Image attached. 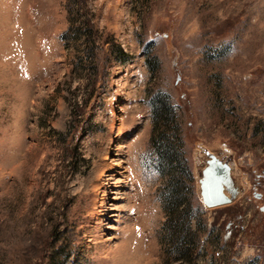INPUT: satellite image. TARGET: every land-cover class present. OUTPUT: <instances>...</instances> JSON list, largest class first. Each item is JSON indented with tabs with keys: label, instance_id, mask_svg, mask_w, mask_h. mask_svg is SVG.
<instances>
[{
	"label": "rangeland",
	"instance_id": "rangeland-1",
	"mask_svg": "<svg viewBox=\"0 0 264 264\" xmlns=\"http://www.w3.org/2000/svg\"><path fill=\"white\" fill-rule=\"evenodd\" d=\"M204 148L233 156L229 204L198 195ZM263 205L264 0H0V264H48L58 222L70 264H264Z\"/></svg>",
	"mask_w": 264,
	"mask_h": 264
},
{
	"label": "trees",
	"instance_id": "trees-1",
	"mask_svg": "<svg viewBox=\"0 0 264 264\" xmlns=\"http://www.w3.org/2000/svg\"><path fill=\"white\" fill-rule=\"evenodd\" d=\"M83 25V26H82ZM81 25V28L84 32L88 34L89 39H92V22L86 21L85 23ZM64 36V35H63ZM120 54H124V51L119 48ZM95 63V62H94ZM163 101V100H162ZM159 100L156 103L155 106V116L158 122L160 123V127L157 130V133H155L154 136H158L161 139V145L160 147V153L163 155V157L168 158L167 154L171 153V140L169 136L170 127L174 126L173 118H172V112L170 111V108H168L167 105L161 104L162 102ZM161 104V106H160ZM82 106L78 102L73 105L74 112L72 116V131L82 129L83 131L90 130L91 127L87 126V124H81V116L83 115L84 109H82ZM88 121H85L87 123ZM80 124V125H79ZM78 128V129H77ZM76 146H74L73 149H75ZM167 160V159H166ZM168 162V161H167ZM175 188V186H174ZM176 189V188H175ZM170 201H167L171 206L173 212L176 213V218L174 216L172 217L173 225L177 229L176 233L182 234L183 232H186V228L189 229L188 222H186V218H189L187 214L182 213V211L179 210L180 202L182 200V193L179 192H171V195L169 194ZM179 210V211H178ZM70 230L61 229V223L58 222L55 225L52 226L50 237L52 238V241H50V250H49V261L48 264H70L71 259L73 257V248L75 243L73 242V239H71L73 236L70 235ZM188 235L186 234V237ZM185 239V238H184ZM54 241V242H53ZM59 241L61 242L60 244ZM58 242V243H57ZM53 243V244H52Z\"/></svg>",
	"mask_w": 264,
	"mask_h": 264
},
{
	"label": "water",
	"instance_id": "water-1",
	"mask_svg": "<svg viewBox=\"0 0 264 264\" xmlns=\"http://www.w3.org/2000/svg\"><path fill=\"white\" fill-rule=\"evenodd\" d=\"M197 192L204 205L215 207L231 203L242 190L239 172L231 154L203 149L196 164ZM258 198L261 193L255 194ZM264 211V205L261 206Z\"/></svg>",
	"mask_w": 264,
	"mask_h": 264
},
{
	"label": "bare ground",
	"instance_id": "bare-ground-1",
	"mask_svg": "<svg viewBox=\"0 0 264 264\" xmlns=\"http://www.w3.org/2000/svg\"><path fill=\"white\" fill-rule=\"evenodd\" d=\"M113 170H115L114 167H110L109 168V171H113Z\"/></svg>",
	"mask_w": 264,
	"mask_h": 264
}]
</instances>
